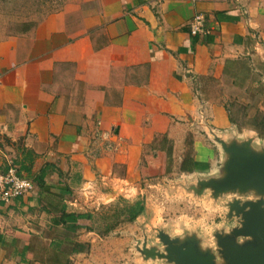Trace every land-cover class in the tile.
I'll use <instances>...</instances> for the list:
<instances>
[{
  "label": "crops",
  "instance_id": "obj_1",
  "mask_svg": "<svg viewBox=\"0 0 264 264\" xmlns=\"http://www.w3.org/2000/svg\"><path fill=\"white\" fill-rule=\"evenodd\" d=\"M255 68L264 83V0H82L1 39L0 171L14 165L34 189L0 202V264H34L24 247L58 240L63 205L95 212L175 169L217 175L226 155L211 129L264 139V110L240 114L225 100L226 80Z\"/></svg>",
  "mask_w": 264,
  "mask_h": 264
},
{
  "label": "rangeland",
  "instance_id": "obj_2",
  "mask_svg": "<svg viewBox=\"0 0 264 264\" xmlns=\"http://www.w3.org/2000/svg\"><path fill=\"white\" fill-rule=\"evenodd\" d=\"M81 2L82 0H0V40L26 32L49 14L74 7ZM257 71L255 68V73L247 76L243 69L239 85H232L230 80H226V103L233 110L238 109L240 114L254 115L257 108L264 110V83ZM252 79L257 82L254 83ZM253 92L255 96L251 97ZM252 134L257 136L256 147H264V139L258 138L257 132L252 133L248 129L242 131L243 137ZM178 172L175 169L173 179L164 177L166 179L144 181L145 190L142 194H119L115 198L114 194H109L110 200L93 212L94 218L85 220V226L95 227L89 234L87 231L90 230L85 226L76 234L66 229L54 231L53 234L61 240L71 235L79 241L88 242L87 249L78 252L84 256L83 264H174L162 258H145L141 249L145 244L147 247L163 249L158 237L159 230H164L173 237H197L201 239L202 246L215 248L216 233H228L241 224V217L230 214L229 203L234 199L245 201L259 197L254 190L230 191L218 196L209 188L200 192L199 179L207 177L198 174L181 176ZM152 181V186H145L146 182L150 184ZM123 199L129 202L142 201L146 208L133 221L126 220V214L115 218L114 215L123 206ZM106 223H115L114 228L107 234L99 233L104 232ZM28 242V255L36 260L34 264H41L38 259L45 257L47 250L52 247L47 241L41 242L34 238H30ZM69 247L64 242L60 250L66 253ZM74 254L69 255L71 264H74L71 258Z\"/></svg>",
  "mask_w": 264,
  "mask_h": 264
},
{
  "label": "water",
  "instance_id": "obj_3",
  "mask_svg": "<svg viewBox=\"0 0 264 264\" xmlns=\"http://www.w3.org/2000/svg\"><path fill=\"white\" fill-rule=\"evenodd\" d=\"M226 158L220 174L199 179L200 192L207 188L215 196L254 190L257 199H234L230 214L241 217L240 226L228 233H216L217 247H204L197 237H173L158 231L163 249L156 246L141 249L145 258H162L174 264H264V147L257 148L253 140H224L211 129Z\"/></svg>",
  "mask_w": 264,
  "mask_h": 264
},
{
  "label": "trees",
  "instance_id": "obj_4",
  "mask_svg": "<svg viewBox=\"0 0 264 264\" xmlns=\"http://www.w3.org/2000/svg\"><path fill=\"white\" fill-rule=\"evenodd\" d=\"M259 124L257 126L258 132L260 133L261 136H264V114H260L258 117ZM19 172V171H18ZM124 200V199H123ZM145 209L144 202L142 201H136V202H129L127 200H124L123 206L120 207V211L116 212L114 215L115 218H118L120 214H126V220L128 221H133L135 218L141 214ZM94 218V214L92 211H69L67 210L66 206L63 205L62 208L56 213L53 217V225H61L63 229H66V231L71 232L72 234H76L78 230L85 225L80 223L81 219L82 220H87L90 219L92 220ZM115 223H106V227L104 232H99L101 234H107L109 233L113 228H114ZM88 230L93 231L95 230V227L86 225L85 226ZM75 236H67L66 239H58V240H53L50 243V247H52L53 250H55L57 253L54 255L51 259L50 257H41L38 260L41 262V264H49V260L51 261V264H71L70 263V257L69 255L72 253H78L81 251H84L87 249L88 242L84 241H79L77 240ZM67 240V241H66ZM67 243L70 247L64 253L65 251L60 250L62 245ZM30 248V244L28 243L25 245L24 250H27ZM64 253L66 254L65 260L59 261V253ZM24 254V252H23ZM68 261V262H67ZM29 264L31 260L28 259L27 261Z\"/></svg>",
  "mask_w": 264,
  "mask_h": 264
},
{
  "label": "built area",
  "instance_id": "obj_5",
  "mask_svg": "<svg viewBox=\"0 0 264 264\" xmlns=\"http://www.w3.org/2000/svg\"><path fill=\"white\" fill-rule=\"evenodd\" d=\"M203 16L197 15L192 21L191 31L196 34L201 30ZM34 189V182L31 178L19 174L14 165H10L8 170L0 171V202L8 203L16 197L25 195ZM84 197L93 196V189L90 182H87L82 188ZM108 199L104 202H107Z\"/></svg>",
  "mask_w": 264,
  "mask_h": 264
}]
</instances>
